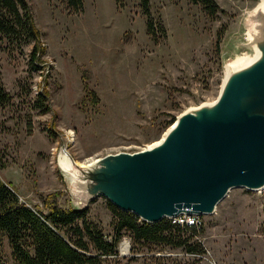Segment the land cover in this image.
Returning a JSON list of instances; mask_svg holds the SVG:
<instances>
[{"label": "rangeland", "instance_id": "374dc122", "mask_svg": "<svg viewBox=\"0 0 264 264\" xmlns=\"http://www.w3.org/2000/svg\"><path fill=\"white\" fill-rule=\"evenodd\" d=\"M213 1L218 11L209 16L188 0H150L154 24L164 27L153 39L138 0H83L76 14L64 0H25L38 65L30 61L34 43H0V80L9 98L0 105V179L21 202L47 213L42 198L56 194L49 200L76 209L58 166L63 149L83 165L138 152L163 139L171 116L217 99L227 64L255 54L249 34L262 0ZM42 90L45 112L35 106ZM108 203L98 196L85 217L111 243ZM190 215L201 223L196 239L203 255L133 244L123 234L103 264H264V189L232 188L213 214L178 219ZM0 255L3 264H18L6 236Z\"/></svg>", "mask_w": 264, "mask_h": 264}, {"label": "water", "instance_id": "95a60500", "mask_svg": "<svg viewBox=\"0 0 264 264\" xmlns=\"http://www.w3.org/2000/svg\"><path fill=\"white\" fill-rule=\"evenodd\" d=\"M262 1L249 34L256 57L232 70L217 99L184 116L162 145L109 154L87 165L62 150L58 166L69 178L75 211L86 212L101 196L119 211L157 224L180 214L211 215L232 188H264Z\"/></svg>", "mask_w": 264, "mask_h": 264}, {"label": "trees", "instance_id": "16d2710c", "mask_svg": "<svg viewBox=\"0 0 264 264\" xmlns=\"http://www.w3.org/2000/svg\"><path fill=\"white\" fill-rule=\"evenodd\" d=\"M117 5L123 0H114ZM200 6L207 15L214 16L218 6L213 0H188ZM141 12L146 18V32L156 38V30L164 35L161 23L154 24L150 13V0H138ZM66 9L78 13L83 8V0H64ZM8 44L34 43L30 61L38 65L41 54L36 32L30 20V13L25 0H0V43ZM22 42V43H21ZM46 92L36 94L37 108L48 111L44 105ZM9 98L0 80V105H7ZM171 116L164 129L175 121ZM4 168L0 159V169ZM42 198L47 213L33 209L19 200L18 195L9 184L0 179V245L6 236L12 256L18 264H103L102 257L116 254L118 242L123 234H128L133 244H156L173 249H182L187 254L203 255L204 249L197 241L202 232L199 227L186 223L179 224L169 219H162L157 224L141 221L132 213L119 211L108 203L113 215L114 239L105 241L100 230L89 222L85 214L75 209H64L49 198ZM196 239V240H194ZM0 264H3L0 255ZM181 264V263H177ZM184 264H194L184 263Z\"/></svg>", "mask_w": 264, "mask_h": 264}, {"label": "bare ground", "instance_id": "6f19581e", "mask_svg": "<svg viewBox=\"0 0 264 264\" xmlns=\"http://www.w3.org/2000/svg\"><path fill=\"white\" fill-rule=\"evenodd\" d=\"M263 2V1H262ZM262 2L260 3V5L256 8V9H258V8H260L261 6H262ZM254 51H255V54H254V56L256 57V49L254 48ZM253 56V58H255ZM253 58H242V59H239V60H236V59H234L233 61H231V62H229L228 64H227V67H226V75H225V77H227L228 78V74L232 71V70H234V69H236V68H238V69H241L242 67L244 68V66L246 65V64H248L249 63V61L251 60V59H253ZM225 77H224V79H225ZM226 78V79H227ZM204 104V103H203ZM206 105H208V104H206ZM202 105H200V106H196V107H193V108H189V109H187V110H185L184 112H182L177 118L178 119H176L175 120V122L171 125V127H170V129L167 131V133H165L166 135L163 137V139L162 140H160L158 143H156V144H154V145H152L150 148H155V147H158V146H160V145H162L164 142H165V140H166V138L168 137V135L169 134H171L172 133V131L177 127V125H178V123L180 122V120L184 117V116H186L187 114H198V112L202 109V107H201ZM201 107V108H200ZM64 158V157H63ZM264 188H260V189H257V190H254V191H260V190H263ZM196 215V214H195ZM128 249V243H125L124 244V246H123V251H126Z\"/></svg>", "mask_w": 264, "mask_h": 264}, {"label": "built area", "instance_id": "2783aa9c", "mask_svg": "<svg viewBox=\"0 0 264 264\" xmlns=\"http://www.w3.org/2000/svg\"><path fill=\"white\" fill-rule=\"evenodd\" d=\"M169 220H173V221H175V222H177L179 224L186 223L187 225L196 226V227H199L200 224H201L200 221H198L197 218L191 217V215L188 216V218L185 219V220H179L178 217L170 218Z\"/></svg>", "mask_w": 264, "mask_h": 264}]
</instances>
